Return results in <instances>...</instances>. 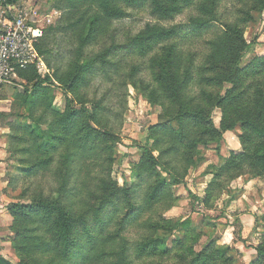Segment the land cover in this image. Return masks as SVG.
Instances as JSON below:
<instances>
[{
  "label": "trees",
  "instance_id": "16d2710c",
  "mask_svg": "<svg viewBox=\"0 0 264 264\" xmlns=\"http://www.w3.org/2000/svg\"><path fill=\"white\" fill-rule=\"evenodd\" d=\"M22 1L0 0V4L5 8ZM58 1L68 15L67 28L62 30L76 33L73 59L66 72L53 67L50 53L41 46L43 35L37 48L53 75L43 78L32 66L19 70L17 76L27 86L25 95H19L22 105L27 107V119L42 122L47 129L27 123L14 128L10 124L14 133L10 142L13 153L26 155L32 149L41 152L42 158L33 163L31 172L52 165L58 154L55 177L59 186L53 198L8 206L15 219L14 250L21 261L12 262L0 256V264H144L143 260L157 264L156 259L171 254L176 256L177 264H235V259L227 255L230 249H221L213 241L196 253L194 244L199 237L190 233V220H148L142 226L149 232L135 245H131L125 233L139 225L151 209L171 198V188L182 184L190 169L200 166V147L216 145L220 156L225 134L238 127L242 130L243 152L231 153L220 167H209L206 174L213 178L203 203L212 200L215 191L222 188L223 179L241 177L245 167L253 175L264 176V56L243 63L251 48L245 34L254 21L253 13L264 11V0H239L242 8L233 21L225 23L221 22L220 13L224 0ZM138 10H147L158 22L146 24L124 44L113 40L100 52H89L109 32L112 23L127 19L130 11ZM188 11L194 14L187 25L160 23L173 22ZM70 15L77 18L70 21ZM217 24H221V32L206 41L204 53L187 48L191 37H201ZM121 50L148 59L146 66L132 68L129 82L149 104L162 110L159 122L148 130L146 145L137 147L140 159L132 164V180H125L123 186L111 175L114 160L109 142L113 143L115 136L92 126V122L99 123L98 112L102 107L97 104L87 112L86 104H82L77 109L68 96L87 85L91 77L108 74L117 66L114 57ZM146 70L152 75L150 82L142 78ZM56 82L68 91L64 113L54 109L50 94ZM41 105H44L42 115L38 121L34 120ZM216 110L222 114L219 127L213 119ZM47 115L56 120L45 119ZM26 137H31L28 148ZM86 157L107 168L94 189L88 188L81 207L73 208L66 196L74 177V165ZM262 220L264 223V216ZM179 229L185 230L186 235L177 238L170 248L168 239ZM38 230L44 235H38ZM31 251L38 252V262L28 256ZM255 251L250 264H264V233Z\"/></svg>",
  "mask_w": 264,
  "mask_h": 264
},
{
  "label": "rangeland",
  "instance_id": "374dc122",
  "mask_svg": "<svg viewBox=\"0 0 264 264\" xmlns=\"http://www.w3.org/2000/svg\"><path fill=\"white\" fill-rule=\"evenodd\" d=\"M39 15L43 18L41 24L43 39L41 46L50 53V61L53 67H59L61 72H66L73 59V51L76 49V33L73 30H62L67 28L68 15L63 9V5L58 0H32ZM9 7L3 8L0 4V18L12 17L15 13ZM59 7V8H58ZM61 8V9H60ZM242 8L239 0H224L221 6V22H230L235 19L237 11ZM58 12V15H54ZM194 11H188L178 17L173 22L163 23V25H187L190 15ZM47 15H52L50 20L45 19ZM254 21L247 28L245 37L251 48L244 56L243 63L248 64L256 56H264V11L254 12ZM77 18L76 15H70ZM147 10L130 11V17L119 22L112 23L110 30L99 41L89 48V52H100L105 47H109L113 40L116 44H124L127 38L138 34L146 24L157 23ZM53 28L52 30L50 28ZM221 24H217L210 32L201 37H191L186 43L188 49L199 53H204L207 49L206 41L215 37L221 32ZM117 66L112 68L108 74L95 75L90 78L89 83L81 87L76 94H69V98L75 102L77 109H81L82 104H86L87 112L91 111L94 105H100L102 110L98 112L99 123L92 122L95 129L108 131L115 136V141L109 142V147L113 151L114 163L111 167L112 179L121 186L125 180H132V164L140 159V145H146L148 130L159 122L162 110L152 106L140 96L129 82V74L134 66H146L148 59L142 60L136 56H131L121 50V54L114 57ZM47 64V63H46ZM54 71L48 67V74H39L44 78L46 75L52 76ZM146 82L152 81L151 73L146 70L142 74ZM14 97V113L12 123L14 128L23 123L32 127L40 126L43 130L42 122L34 123L27 119V107L22 105L20 96L25 95L27 86L17 78L11 83L4 85ZM68 91L56 82L55 87L50 90L54 100V109L64 113ZM16 98V99H15ZM44 105L35 112V119L42 115ZM222 114L216 110L213 119L217 127L220 126ZM44 119V118H42ZM45 119L55 121V117L47 115ZM6 121V120H5ZM41 121V120H40ZM86 119L82 120L80 125ZM17 125V126H16ZM9 125V158L1 161L2 167L1 181L4 187L5 204L10 206L13 203L30 204L41 198H53L59 186V180L55 177L56 161L37 172H31V166L35 161L42 158L39 150L33 149L24 155L22 152L13 153L11 137L14 135L13 129ZM15 132V131H14ZM7 133V132H6ZM242 130L240 127L232 132H227L221 144L220 156L216 151V145L210 147H200V166L190 169L182 184L174 185L171 188V198L160 203L139 221V225L132 226L125 233L131 245L142 241L149 231L143 228L146 221H168L190 220V233H195L199 237L194 244V251L200 253L211 241L216 242V246L225 249L229 248L227 255L235 259V264H250L255 256V247L261 243L264 233V176L253 175L248 167H245L241 177L231 179L226 177L222 180L223 186L217 189L212 200L205 204L204 199L208 185L213 178L207 175L211 165L220 167L223 159L229 158L231 153L240 154L243 152L241 143ZM27 138V137H26ZM42 141V140H40ZM27 146L31 144V137L27 138ZM17 149V148H16ZM19 149V148H18ZM21 149V148H20ZM23 149V148H22ZM172 163L175 161L168 159ZM101 163V160H100ZM176 164V163H175ZM106 166L92 162L89 158H81L74 165V177L70 186L69 194L66 196L73 205V208L81 207L86 199L89 189H94L98 178L103 174ZM166 177V173H162ZM134 178V177H133ZM8 206L6 209H8ZM10 223L2 235L4 242H7L4 251L12 253L15 261H21V257L15 252V242L17 235L13 226L15 219L10 214ZM32 225V223H31ZM113 231L116 227H111ZM185 230L179 229L173 232L168 239L169 247L173 248L177 238H183ZM162 233V232H160ZM42 235L41 231H37ZM36 234V235H37ZM44 235V234H43ZM48 238V237H47ZM33 261L38 262L40 256L38 252L31 251L28 255ZM144 264L150 260H143ZM157 264H177L176 256H162L155 260ZM99 264V263H91Z\"/></svg>",
  "mask_w": 264,
  "mask_h": 264
},
{
  "label": "built area",
  "instance_id": "2783aa9c",
  "mask_svg": "<svg viewBox=\"0 0 264 264\" xmlns=\"http://www.w3.org/2000/svg\"><path fill=\"white\" fill-rule=\"evenodd\" d=\"M10 8L15 15L0 18V88L17 78L19 70L32 66L48 74L47 64L37 48L43 37V18L39 11L32 0H24ZM50 18L52 15L45 17Z\"/></svg>",
  "mask_w": 264,
  "mask_h": 264
},
{
  "label": "crops",
  "instance_id": "0c3cea01",
  "mask_svg": "<svg viewBox=\"0 0 264 264\" xmlns=\"http://www.w3.org/2000/svg\"><path fill=\"white\" fill-rule=\"evenodd\" d=\"M19 81L23 84L24 82L17 77ZM16 99V98H15ZM14 97H12V93L8 91V87L0 88V256L6 257L7 259L15 262V258L13 257L12 253L9 250L6 252L4 251L5 246H7V242H4L2 235L4 234V229L8 227L10 223V213L6 207L8 206L5 204V197H4V187L1 181L2 176V167L4 163L1 161L5 160V158H9L10 154L8 151V144H9V133L6 131V128L12 123L13 113H14ZM6 120V121H5ZM7 132V133H6Z\"/></svg>",
  "mask_w": 264,
  "mask_h": 264
}]
</instances>
